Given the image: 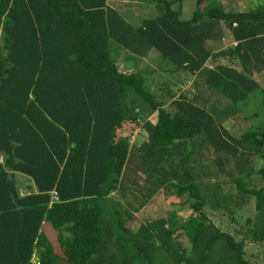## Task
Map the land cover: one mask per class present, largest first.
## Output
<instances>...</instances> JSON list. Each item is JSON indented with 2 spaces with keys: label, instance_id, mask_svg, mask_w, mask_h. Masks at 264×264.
Returning a JSON list of instances; mask_svg holds the SVG:
<instances>
[{
  "label": "trees",
  "instance_id": "obj_1",
  "mask_svg": "<svg viewBox=\"0 0 264 264\" xmlns=\"http://www.w3.org/2000/svg\"><path fill=\"white\" fill-rule=\"evenodd\" d=\"M150 1L156 15L133 29L106 0H0V264H31L36 249L38 264H58L43 222L70 233L61 264H252L248 234L264 245V229L236 240L209 219L205 208L222 209L215 197H232L202 194L200 163L190 164L199 158L188 151L198 144L236 192L254 198L255 211L264 209V185L248 189L236 177L253 156L264 158V126L231 136L214 119L234 116L264 73V2L235 12L195 0L182 20L180 0ZM224 33L234 45L211 52L206 45ZM110 41L135 56L154 49L172 71L193 77V95L166 110L163 95L144 90L143 72L117 71ZM261 93L264 112V85ZM140 121L147 139L134 147L129 134ZM129 157L139 174L160 178L140 189L147 199L160 188L190 215L173 226L162 217L141 224L126 246L114 237L118 210L107 196L124 189ZM256 173L264 180V168ZM14 174L30 181L27 195H18Z\"/></svg>",
  "mask_w": 264,
  "mask_h": 264
},
{
  "label": "rangeland",
  "instance_id": "obj_2",
  "mask_svg": "<svg viewBox=\"0 0 264 264\" xmlns=\"http://www.w3.org/2000/svg\"><path fill=\"white\" fill-rule=\"evenodd\" d=\"M116 3H115V2ZM181 1V12H180V19L187 20L190 18L192 12L195 8V0H180ZM224 3L228 2V5L232 7V10L235 12H247L250 11L257 6L261 5L264 0H229V1H223ZM205 4H209L207 1L203 2L200 7L204 6ZM108 7H113L116 12L120 13L122 17L130 23V19L133 22H136L135 25L139 22V18L144 17L145 15H148L151 13V10H154V4H151V8H149L145 13H141L139 7L141 5L137 2H130V0H108L107 1ZM224 10H229L227 8H223ZM136 14V15H135ZM145 14V15H144ZM225 36L223 40L215 43V47L220 46V49L223 47H226L228 43L231 41L229 38ZM122 48V47H121ZM217 50V51H218ZM127 51V50H125ZM216 52V50H214ZM214 52V53H215ZM127 53V58L130 60V53ZM155 62L151 63L150 65L141 64V67H138V69L142 70L146 68H170V66L163 60L159 59L158 55H155V58L151 61ZM217 63H222L221 61H218ZM213 64L207 63L208 67H213ZM160 69V70H161ZM140 72V71H139ZM156 71L150 72V79L145 77V80L143 82L144 90L150 93L151 95H157L161 96V93L164 94V89H157L154 86L150 87V84L156 85V81H158L159 77L156 75ZM181 74V72H178ZM164 73L161 71V75L165 78H171L169 76L163 75ZM186 76H188V73L185 72ZM178 74H174L172 76H177ZM190 76V75H189ZM152 77V79H151ZM254 79L256 80L257 88L253 90L250 94L247 95V97L239 102L237 106H235L237 112L234 117H224L221 118V115L219 113L214 114V119H217L218 123H221L223 127L226 129V132L229 133L231 136H238L239 134H242L243 132H246L249 129H257L262 128L264 126V112L263 107L261 104V88L264 85V73L260 75L254 76ZM186 90V89H185ZM184 90V91H185ZM128 94V101L130 100V90L127 89ZM155 96V97H157ZM165 96V94H164ZM159 99V98H158ZM165 102L164 108L168 111H171V107H169L168 100L165 99V97L162 99ZM232 108V107H231ZM154 121V118L152 119ZM134 131V130H133ZM132 131V132H133ZM131 132V133H132ZM264 148V144H263ZM198 158L196 156H193L190 159V164L193 165V167H196V169L199 167V165H195V163H200L199 168V180L202 182V194L210 193L213 191H217L220 193L219 195H222V197L229 198L230 200H222L218 199V197H215L216 200L220 203H223L221 210H211V208H205L204 212L210 220L223 232H227L234 236L236 240L244 239L247 237V233L249 230H253L255 232H260L264 229V209L261 211H255L254 209V198L250 195H242L235 191L234 186L230 183L229 178L227 176L222 175L220 173L216 166L214 165V162L212 161L211 156L209 153H206L204 150H201V153L197 152ZM195 155V153H194ZM201 157H200V156ZM264 168V158H260L259 156H253L251 159V164L246 165V171L241 173L240 175H237V178H242V183H245L246 187L248 189H258L261 188L264 185V180L261 179L256 171ZM248 173L249 175L247 177H243ZM162 190V189H161ZM217 192H215L216 195ZM163 195V194H162ZM235 195V196H234ZM234 196V197H233ZM169 200H172V198H167V203ZM179 201H181L179 199ZM154 206L157 205L155 202V199L153 201ZM163 205V209L166 211H176L175 209H178L181 214H179L181 217L185 216L188 212V209L185 208L187 206L186 204H183V209L176 208L169 203ZM151 207V206H150ZM249 220L247 223L246 221ZM245 236V237H244ZM249 238V234H248ZM246 238L245 240V251L246 255L252 254V257L248 258L249 262L252 264H264V245L262 244H253L249 242V239ZM247 259V258H246Z\"/></svg>",
  "mask_w": 264,
  "mask_h": 264
},
{
  "label": "crops",
  "instance_id": "obj_3",
  "mask_svg": "<svg viewBox=\"0 0 264 264\" xmlns=\"http://www.w3.org/2000/svg\"><path fill=\"white\" fill-rule=\"evenodd\" d=\"M107 1L108 0H106V5H107ZM133 1L141 5V7H139L141 13H145L149 8L152 7L151 6L152 2L150 0H130V2ZM223 1H229V0H218V3H220L222 8L225 7L227 9H232V7L228 5V2L224 3ZM109 8L116 11L113 7H109ZM118 14L121 15L120 13ZM154 15H156L155 11L151 10V13L145 15L144 17L139 18V22L136 25H135L136 22H133L131 19H130V23H128L125 19L124 20L130 25L131 28L135 29L140 25L142 20L151 18ZM227 35L228 34L226 33L225 36ZM225 36H223V38ZM227 38H229V36ZM230 42L228 43V45L229 44L234 45V43H230ZM217 44L212 43L211 45L209 44L206 46L210 48L211 52H215L214 50L217 51L220 48V46L215 47V45ZM126 52L128 51H125L123 48L116 45L112 41L109 42V47H108L109 59L114 64V66L116 67L119 73L128 74L131 72L141 71L143 72L144 80L145 77H147L148 78L147 80L149 81L151 75L150 72L156 71L157 72L156 75H158L159 80L155 82L156 85L150 84V87L154 86L157 89H164L165 96L164 94H162V92L160 93L165 97L166 100H168V102L177 100L180 96H185L189 98L190 96L193 95V87H192L193 77L191 75L189 76V74L187 77H184L186 76L185 72L172 71L171 67L170 68L163 67V69L161 68L152 69L149 67L146 69L142 68V70L138 69V67L142 66L141 65L142 63L148 66L156 61V60L151 61L152 59L155 58V55H158L154 49L147 50L142 56H135L130 53V60H128L129 58H127ZM219 61L222 62L219 63L221 65L226 64L224 60H219ZM161 71L164 73L163 75L169 76L171 80L169 78L163 77L161 75ZM178 72H181V74H179ZM174 74H178V75L172 76ZM254 81L256 82L255 79ZM235 116L237 117L239 115L235 114ZM153 118L155 121L154 114H151L148 116L147 120L153 124L154 123V121L152 120ZM138 123L139 126L132 129L131 132L134 130L132 133L129 132L130 133L129 144L134 147H137L138 145H140L141 142H145L147 139L145 132L142 130V128H140L141 121ZM129 126L130 124L128 122H125L123 128L127 131V129H129ZM188 147H189L188 151H193L194 153H197L199 151V145L196 143L190 144L188 145ZM133 162H134V158L129 157L128 158L129 167L125 170L124 175L122 177L124 189H121L120 191H116V192H111L107 196V199L110 200L108 204L116 206L118 210V213L117 212L112 213L113 215L110 214V217H116L117 219V224L115 225V227H112V230L118 232V234H116V236L114 237H116L118 241L120 237L125 238V240L122 241L120 240V243L125 244L126 246L130 245V234L135 233V231L141 224L144 225L148 222H152L162 217L165 218V220L167 221V225H171L173 224V222L179 223L180 221H183L188 215H190L188 204L185 207L188 209V212L185 216L182 217L179 215L181 213L178 209H175L176 211H170V212L164 210L163 209V205H165L164 202H166V204L169 203L170 205L179 209H183L184 208L183 204L186 203L182 202V198H179L181 200L179 201V199L175 198L174 196L163 194V191L160 188H158L156 192L151 194V196L147 199L146 196L147 194H144L143 191L141 192L140 189L142 188L143 185H147L150 187L151 184L156 183V181L159 180L160 178L156 173L152 171L149 174H146L147 176L139 174L137 171L133 169L134 168ZM13 180L15 182L18 195L19 196L27 195L28 187L31 185L30 181H28L24 176L20 174H14ZM167 198H172V200H169V202L167 203ZM154 199L155 202L157 203V205L155 206L153 204ZM171 214L172 217H170ZM40 230L52 247L53 255L56 257V263L61 264L63 262V255L61 252L62 244L65 239L70 238V233L66 232L62 227L57 229H52L50 225L45 222L41 224ZM115 248L120 250L119 243L118 244L115 243ZM38 253L39 250L37 249L33 251L30 259L31 264L37 263ZM105 256H109V255L105 253Z\"/></svg>",
  "mask_w": 264,
  "mask_h": 264
},
{
  "label": "built area",
  "instance_id": "obj_4",
  "mask_svg": "<svg viewBox=\"0 0 264 264\" xmlns=\"http://www.w3.org/2000/svg\"><path fill=\"white\" fill-rule=\"evenodd\" d=\"M54 195V194H53ZM36 264H38V263H36Z\"/></svg>",
  "mask_w": 264,
  "mask_h": 264
}]
</instances>
